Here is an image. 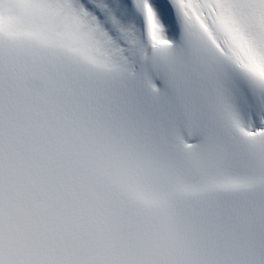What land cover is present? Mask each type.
Returning <instances> with one entry per match:
<instances>
[{"label":"snow or ice","instance_id":"snow-or-ice-1","mask_svg":"<svg viewBox=\"0 0 264 264\" xmlns=\"http://www.w3.org/2000/svg\"><path fill=\"white\" fill-rule=\"evenodd\" d=\"M0 264H264V0H0Z\"/></svg>","mask_w":264,"mask_h":264}]
</instances>
